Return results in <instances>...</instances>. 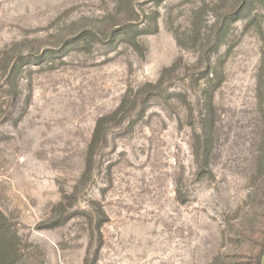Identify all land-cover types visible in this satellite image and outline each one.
Segmentation results:
<instances>
[{
	"label": "rangeland",
	"instance_id": "obj_1",
	"mask_svg": "<svg viewBox=\"0 0 264 264\" xmlns=\"http://www.w3.org/2000/svg\"><path fill=\"white\" fill-rule=\"evenodd\" d=\"M0 264H264V0H0Z\"/></svg>",
	"mask_w": 264,
	"mask_h": 264
}]
</instances>
